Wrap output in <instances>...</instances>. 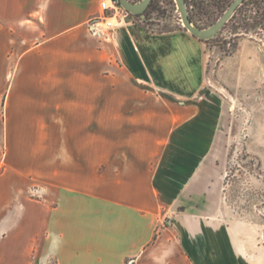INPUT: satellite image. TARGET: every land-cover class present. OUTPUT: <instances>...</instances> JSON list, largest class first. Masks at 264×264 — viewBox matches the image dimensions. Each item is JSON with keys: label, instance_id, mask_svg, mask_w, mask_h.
Masks as SVG:
<instances>
[{"label": "crops", "instance_id": "crops-1", "mask_svg": "<svg viewBox=\"0 0 264 264\" xmlns=\"http://www.w3.org/2000/svg\"><path fill=\"white\" fill-rule=\"evenodd\" d=\"M98 2L0 0V94L8 124L0 134V264H264L258 227L226 218L223 164L212 148L222 102L204 83L205 40L185 28L152 32L131 20L103 30L106 76H119L120 95L97 112L102 122L134 126L122 145L97 157L92 147L58 148V122L83 115L76 100L46 99L48 90H58L45 63L48 28H58L57 35L88 29ZM159 102L168 120L162 130ZM85 105V121L94 122L98 105ZM89 168L90 176L82 173ZM169 210L181 236L149 242Z\"/></svg>", "mask_w": 264, "mask_h": 264}, {"label": "rangeland", "instance_id": "rangeland-1", "mask_svg": "<svg viewBox=\"0 0 264 264\" xmlns=\"http://www.w3.org/2000/svg\"><path fill=\"white\" fill-rule=\"evenodd\" d=\"M258 4L264 10L261 0H248L214 37L205 40L208 63L204 83L222 102L218 136L212 148L216 152V163L223 164L222 206L226 218L258 227L260 240L264 242V22L251 29L243 27V22H251ZM216 15L217 12L213 13L212 18ZM146 17L142 21L135 16L132 21L152 32L184 28L175 0H155ZM108 21L117 23L115 18ZM100 25L103 27L97 34L86 25L76 28L73 35H57L58 28H48L44 47L48 78L53 83L58 81V90H48L46 99L53 103L58 101V105H70L71 100H76L83 115L58 122V148L92 147L96 157L103 150L122 145L126 141L121 138L122 134L134 126L119 121L102 122L101 114L98 115L104 100L113 106L120 95V91L114 89L119 76H106L110 66L102 42L103 30L106 32L109 28L104 23ZM38 67L37 56L31 61L32 71H37ZM37 81L38 76L32 74V83ZM34 96L38 97L37 90H32ZM5 97L0 94V134L8 127ZM88 101L98 105L94 122L89 123L85 121ZM163 109L166 104L159 102L160 130L168 126ZM91 130L95 131L92 139L84 134ZM1 142L4 156V140ZM102 170L103 165L96 168L95 175ZM82 173L90 176V168ZM76 181L86 185L90 177ZM32 196L37 197L38 193L32 192ZM167 213L157 225L158 233L149 242H176L181 236L174 215L170 210ZM48 264H54L53 259Z\"/></svg>", "mask_w": 264, "mask_h": 264}, {"label": "trees", "instance_id": "trees-1", "mask_svg": "<svg viewBox=\"0 0 264 264\" xmlns=\"http://www.w3.org/2000/svg\"><path fill=\"white\" fill-rule=\"evenodd\" d=\"M130 1L137 2L140 0H130ZM247 1L248 0H243V2L235 9L233 15L229 18L228 21L232 20L235 17L236 13ZM261 1L264 3V0ZM185 2L187 4L188 18L190 22L196 27L204 28L214 23L218 19V17L224 12V10L228 7V5L232 2V0H185ZM154 3L155 0H151L148 7L143 13V17H141L140 15H133L132 17L136 16L142 19V21H145L147 18L146 17L147 12L149 11V9L153 7ZM215 12H217V15L214 16V18H212V14ZM263 22H264V10L263 7L258 4L255 8V14L251 16V22H249V20L248 22H243V27L247 29H251Z\"/></svg>", "mask_w": 264, "mask_h": 264}, {"label": "water", "instance_id": "water-1", "mask_svg": "<svg viewBox=\"0 0 264 264\" xmlns=\"http://www.w3.org/2000/svg\"><path fill=\"white\" fill-rule=\"evenodd\" d=\"M151 0H140L133 2L130 0H119L121 6L130 14L127 21L132 20L133 15H140L143 17V13L148 7ZM243 2V0H232L224 12L218 17V19L209 25L208 27L199 28L194 26L188 18V8L185 0H175L177 8L180 14V20L184 28L189 31L193 36L201 40H208L214 37L218 31L224 26V24L233 15L235 9Z\"/></svg>", "mask_w": 264, "mask_h": 264}, {"label": "built area", "instance_id": "built-area-1", "mask_svg": "<svg viewBox=\"0 0 264 264\" xmlns=\"http://www.w3.org/2000/svg\"><path fill=\"white\" fill-rule=\"evenodd\" d=\"M129 15L119 0H100L98 13L89 20L88 29L94 34L100 33L103 27L101 23H104L106 28H112L121 22L125 23ZM113 18L117 20L116 24L108 21Z\"/></svg>", "mask_w": 264, "mask_h": 264}]
</instances>
